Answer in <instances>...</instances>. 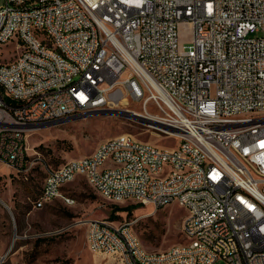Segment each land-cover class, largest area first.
<instances>
[{"label": "built area", "instance_id": "built-area-1", "mask_svg": "<svg viewBox=\"0 0 264 264\" xmlns=\"http://www.w3.org/2000/svg\"><path fill=\"white\" fill-rule=\"evenodd\" d=\"M4 1L0 162L29 173L37 165L29 132L120 108L175 142L164 156L131 134L102 141L92 163L46 169L52 181L35 209L58 199L74 205L62 178L88 171L97 194L154 210L183 206L184 236L202 238L200 247L147 252L131 223L85 221L89 249L112 264H264V0ZM9 34L18 42L1 52ZM16 46H28V54L12 57ZM135 105L140 111L129 109ZM184 135L201 138L204 153L177 145ZM109 148H116L114 168H99ZM224 160L235 162L239 176L225 171ZM161 162H169L170 176L148 178Z\"/></svg>", "mask_w": 264, "mask_h": 264}, {"label": "rangeland", "instance_id": "rangeland-1", "mask_svg": "<svg viewBox=\"0 0 264 264\" xmlns=\"http://www.w3.org/2000/svg\"><path fill=\"white\" fill-rule=\"evenodd\" d=\"M4 3L0 0V6ZM180 30L182 41L190 42L191 26L182 25ZM16 42L14 39L6 44L2 52L13 50ZM21 50L16 46L12 57ZM129 109L140 111L137 105ZM117 111L29 132V153L37 165L25 176L0 162V264H112L111 257L88 247L84 223L94 219L113 226L131 223L150 252L189 242L183 234L186 216L183 206L173 203L154 210L139 205L130 211L116 212V207L130 208L136 204L107 201L82 178L65 188L75 199L74 205L68 206L58 199L42 209L34 208L48 167L56 169L73 159L91 155L102 141L131 134L154 147L173 149V140L154 134L139 119L123 115L125 109ZM180 143L177 138V145Z\"/></svg>", "mask_w": 264, "mask_h": 264}, {"label": "bare ground", "instance_id": "bare-ground-1", "mask_svg": "<svg viewBox=\"0 0 264 264\" xmlns=\"http://www.w3.org/2000/svg\"><path fill=\"white\" fill-rule=\"evenodd\" d=\"M14 39L18 40V35L17 34H9V36L5 40L2 41L1 52L5 48V45ZM17 48L18 49L21 48L22 50L19 52H16V56H22L23 54H28V46H17ZM46 50H53V43H46ZM66 63H74V56H66ZM135 113L137 115H140L139 112H135ZM72 121H76V120L53 121L52 127L62 125V124L72 122ZM143 123L149 130L153 129V122H143ZM117 137H119V136H117ZM178 139H180V142H181L180 145H193V147L195 148V152L204 153V144H201V138H195V136H193V135H184L182 137H178ZM106 141H110V139H108ZM135 144L141 145V147H148L149 146L148 143H145V142L137 140V139H135ZM101 145H102V143L99 146H101ZM99 146H98V148H99ZM150 151L160 152V154L164 155V156L173 155V149H169V148L160 149V148L154 147L152 145H150ZM115 155H116V148H109V150L107 151V161H99V168L113 169L114 168ZM95 157H96V150L91 155H87V156L75 159V164H90V163H92V159ZM34 162H35V158H34ZM72 165H73V160H71L65 164H62L61 166L58 167V170H66L67 168L71 167ZM224 169L226 172H232V176H239V168H236L235 162H233L231 160H224ZM13 172L16 174H20V175L25 176V174L26 175L28 174V168H13ZM80 176H84L85 179L88 180V171H81L79 173V175L63 176L62 185L67 186L68 184L72 183L73 181H75ZM169 176H170L169 162H161L160 165L158 166V169H149L148 170V178H151V179H154L157 181H164L165 178L169 177ZM51 181H52V174H47L45 181H44V184H43V187H42V190H41V194H46V192H48L49 184H51ZM98 194L100 196H102L105 200L113 202V203H126V202H134L135 203V199L119 198V197H112L111 198V196H106V190H98ZM64 196L72 198V196H70L68 194V192L65 191V189H64ZM171 204H173V203H164V207L169 206ZM34 206H35V202H34ZM133 232H135L134 229H133ZM184 232H185V222H184ZM186 238H187V240L189 239V242L185 243V247H200V246H202V238H198V237H186ZM174 249H180V245L175 246V247H173L169 250H166V251H173ZM147 252H150V251H147ZM153 264H168V263H166V262H154ZM242 264H250V260H243Z\"/></svg>", "mask_w": 264, "mask_h": 264}, {"label": "trees", "instance_id": "trees-1", "mask_svg": "<svg viewBox=\"0 0 264 264\" xmlns=\"http://www.w3.org/2000/svg\"><path fill=\"white\" fill-rule=\"evenodd\" d=\"M7 101H8V103L11 102V100H10L9 98H7ZM37 197H38V196H37ZM139 205H140V204H136L135 206L130 207V208H119V207H116L115 210H116V212H118V211H130V210L133 209V208H137V207H139Z\"/></svg>", "mask_w": 264, "mask_h": 264}, {"label": "crops", "instance_id": "crops-1", "mask_svg": "<svg viewBox=\"0 0 264 264\" xmlns=\"http://www.w3.org/2000/svg\"><path fill=\"white\" fill-rule=\"evenodd\" d=\"M79 178H82V179L86 180L84 176H80V177H78L76 180H78ZM76 180H75V181H76ZM73 182H74V181H73ZM68 185H69V184H68ZM68 185H67V186H68ZM64 189H65V188H64ZM65 191H66V190H65ZM46 205H48V204H46ZM46 205H45V206H46ZM45 206H44V207H45ZM34 208H35V206H34Z\"/></svg>", "mask_w": 264, "mask_h": 264}, {"label": "water", "instance_id": "water-1", "mask_svg": "<svg viewBox=\"0 0 264 264\" xmlns=\"http://www.w3.org/2000/svg\"><path fill=\"white\" fill-rule=\"evenodd\" d=\"M48 125H44V126H38V129H44V128H47Z\"/></svg>", "mask_w": 264, "mask_h": 264}]
</instances>
